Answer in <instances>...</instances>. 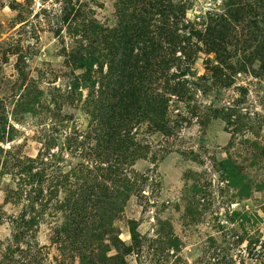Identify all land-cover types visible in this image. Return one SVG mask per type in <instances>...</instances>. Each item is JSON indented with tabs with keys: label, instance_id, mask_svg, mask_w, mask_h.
Returning <instances> with one entry per match:
<instances>
[{
	"label": "rangeland",
	"instance_id": "374dc122",
	"mask_svg": "<svg viewBox=\"0 0 264 264\" xmlns=\"http://www.w3.org/2000/svg\"><path fill=\"white\" fill-rule=\"evenodd\" d=\"M0 264H264V0H0Z\"/></svg>",
	"mask_w": 264,
	"mask_h": 264
},
{
	"label": "trees",
	"instance_id": "16d2710c",
	"mask_svg": "<svg viewBox=\"0 0 264 264\" xmlns=\"http://www.w3.org/2000/svg\"><path fill=\"white\" fill-rule=\"evenodd\" d=\"M124 25L126 27L128 25V23L124 24ZM136 27L137 26L135 25V28ZM219 33L220 32H217V34H219ZM172 43H173L172 39L168 40V44H172ZM140 97H141V93L136 95V91L134 93L125 92L123 94V100H127L129 102L128 105H133V106H137V102H139L141 100ZM123 108H126V106H124Z\"/></svg>",
	"mask_w": 264,
	"mask_h": 264
}]
</instances>
